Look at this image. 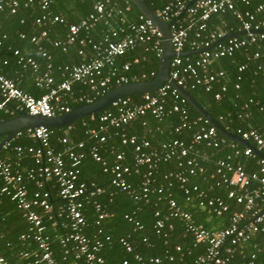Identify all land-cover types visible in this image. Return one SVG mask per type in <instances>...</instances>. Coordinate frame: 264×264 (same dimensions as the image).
Returning a JSON list of instances; mask_svg holds the SVG:
<instances>
[{
    "label": "built area",
    "instance_id": "built-area-1",
    "mask_svg": "<svg viewBox=\"0 0 264 264\" xmlns=\"http://www.w3.org/2000/svg\"><path fill=\"white\" fill-rule=\"evenodd\" d=\"M93 1L92 12L78 23L68 25L66 39L53 42L54 47L61 48L64 52H67L71 45L80 46L78 53L85 59L72 67H65L62 73V81L55 83L52 65H48L47 69L40 73V67L34 59L25 58L16 50L15 55L19 57L20 62H24V68L31 69L34 74L37 73L35 77L36 86L43 89L44 93L40 96L26 93L18 87L13 79L0 73V111L9 114L26 113L48 117L69 113L71 110L64 104L63 97L72 91L76 82L89 85L95 97L107 93L111 89L112 83H115V87L131 83L128 77L118 75L115 61L118 56H123L138 43H150L152 50L160 57L163 49L161 32L142 14L138 22L126 21L124 17L127 12L131 11V5L127 1L122 6L120 0ZM189 1V4H186L183 0H170L165 7L157 12L164 22L171 24V41L174 51L177 53L201 51L196 54L197 57L194 59L190 57L191 55L174 57L170 64V77L178 86L184 89H186L188 82L192 81L190 83L191 88L202 85L206 91H209L212 89L214 82H219L225 77L224 71L210 70L213 63L223 57H232L236 51L264 39V21L258 22L256 13L247 11L244 15L246 18L242 30L238 34L220 41L228 34L210 31L208 23L211 17L225 14L228 11L237 13L239 5H249L254 0ZM33 2L34 0H0V10L7 8L11 13H16L21 4L27 6ZM53 2V0H40L39 2L42 14L36 18V23L43 27V31L40 37H32V42L36 44L48 37V27L57 23H67L62 14H50ZM263 9L264 4H261L257 7V12ZM114 15L119 16L125 23L124 28L121 27L116 30L112 26L110 18ZM239 16L241 17V15ZM101 21H105L108 25L107 34L100 41L93 42L86 34ZM191 33H193V37ZM83 34L85 36H82ZM22 37H25V35H22ZM89 44L93 54L87 56L84 47ZM185 48H189L190 51H186ZM39 51H41L43 57L51 59L43 46L39 45ZM261 57L264 60V53L261 54L259 51L254 53V58ZM138 61V59H135V63ZM3 63L7 64L6 61ZM107 65L111 69L110 74L104 76L103 71ZM130 67L131 63L123 65L125 71H128ZM245 68L246 64H243L238 70L242 72ZM259 69L264 73V66H260ZM152 75L156 76L154 73ZM236 88L238 89L239 85H236ZM224 91H226L225 86L222 87V92ZM262 91L264 94V85ZM220 98L221 94L216 93L215 99ZM168 99L173 101L169 108ZM82 100H86L88 104L95 101V98L92 99V97L85 95L80 98V101ZM186 102L187 100L169 83H165L155 92L141 94L138 103L131 104L124 97L116 100L110 105L116 111H105L98 117L91 115V120L96 123L93 127L84 124L88 128L86 130L88 138L94 142L90 147V154L96 161L102 160L98 148L107 140L106 131L112 128L115 129L114 135L121 139L123 145L133 146L136 167L147 165L150 169H154L157 168L160 162L175 158L180 161L179 165H182L183 159H186V171L190 175L202 172L203 168L200 167L197 160L188 158L193 148L192 145L185 146L182 140L174 139L163 143L161 148L156 150L152 148L150 142H138L136 135L123 132L124 126L147 114L161 121L166 115L178 113L180 124L174 131L180 133L190 125L188 110L185 106ZM261 110L264 111V105L261 106ZM197 122L200 125L193 135L192 144L204 142L207 147L219 148L226 143L228 138L219 135L218 130L204 117H199ZM67 127L68 131L71 130V125ZM26 131L39 142L38 147L28 149L33 154L34 167L16 168L10 160L0 156V178L4 184L2 192L8 194L16 202L29 224L28 231L22 234L20 239L23 241L32 240L37 246L31 253L24 254L25 257L35 259L31 264L40 262L64 264L54 258L51 239L45 224V218L48 220L53 219L55 209L50 202V193L45 191L44 187L46 182L54 179L58 186L57 195L65 200V207H58L57 213L59 216L65 215L67 222H65L64 227L69 229V234L61 239V245L66 247L73 244L72 249L76 252L77 258L85 257L86 264H106L99 255L103 247L102 240H90L84 233L87 228V222L83 214L86 203L91 202L93 204L95 211L99 214V222L108 216L95 198L103 192L102 188L93 182L87 183L80 179L79 167L85 157L83 150L86 148V143L74 142L68 137H62L59 142L63 145V148L56 150L51 142L54 134L52 128L41 126L26 129ZM235 134L251 142L259 151L263 152L264 137L258 131L239 129ZM9 143L4 145L3 148H6ZM244 148L243 154L245 156L257 157L259 171L248 173L242 165H234L225 160L218 162L219 182H217V185H225L229 188L228 198L244 206L242 211L235 212L231 216L228 227L218 231H210L202 225L194 223L191 214L179 207L175 201L171 200L168 203L169 217L184 221L187 231L193 234L195 240L206 245L205 252L191 264H229L231 259L229 253L232 252V248L241 242L248 241L251 235L256 233L263 235L264 247V224L262 225L264 222V159L254 154L252 149ZM15 149L17 153H23L22 147H16ZM123 159V153L116 154V161L111 168V184L117 190L127 191L133 195L135 190L126 180V175L131 168L122 163ZM103 165L106 166L105 161H103ZM177 178L182 183L188 182V176L184 172L178 173ZM26 181H35L37 189L30 192ZM149 182L150 179L145 176L142 191L146 194L150 191ZM191 191L198 193L200 206L212 208L213 213L217 216H221L229 210V206L220 197H210L197 186H193L191 189L186 188L185 193L189 195ZM156 215L158 220L154 227L157 233H160L162 229L166 228V219H163L159 212ZM125 218L129 221L132 220L129 216H125ZM121 242L128 252L132 251V247L124 239ZM177 250H180V248L177 247ZM136 259L140 260L138 256ZM170 260H173V258H170ZM160 262L158 258H151L148 264H159ZM0 264L9 263L0 255ZM72 264H78V262ZM123 264L129 263L124 261Z\"/></svg>",
    "mask_w": 264,
    "mask_h": 264
},
{
    "label": "trees",
    "instance_id": "trees-1",
    "mask_svg": "<svg viewBox=\"0 0 264 264\" xmlns=\"http://www.w3.org/2000/svg\"><path fill=\"white\" fill-rule=\"evenodd\" d=\"M53 1L50 14H62L67 23H57L48 27V37L42 39L39 44L32 42L31 39L34 36L40 37L43 31V27L36 23V18L42 14L40 0H34L27 6L21 4L16 13H11L7 8L0 10V73L13 79L19 88L34 96L42 95L44 90H38L35 81L37 73L34 74L31 69L24 68V62H20L19 57L15 55L16 50L20 52L21 56L34 59L40 67V73L44 72L48 65H52L55 83L62 81V73L65 67H72L85 59L78 53L80 46L71 45L67 52H64L61 48L54 47L53 42L65 40L68 35V25L78 23L92 12L94 1ZM125 1L131 5V11L126 13L125 20L138 22L141 13L130 0H120V5H124ZM144 1L152 10L159 12L170 0ZM183 1L186 4L190 2L189 0ZM261 4H264V0H254L249 5H239L237 13L228 11L225 14L214 15L208 23L209 30L238 34L243 28V22L246 18L244 15L247 11L256 13L258 22L264 21V9L257 12V7ZM196 19L198 18L196 17ZM110 23L116 30L125 27V23L119 16L114 15L110 18ZM107 30L108 25L105 21H101L86 35L93 42H98L107 34ZM191 36L193 37V33ZM39 45L47 50L51 59L42 56ZM185 50L190 51L189 48H185ZM84 51L87 56L93 54L90 44L84 47ZM258 51L261 54L264 53V39L236 51L232 57L216 60L210 70L224 71L225 77L219 82H214L211 90L206 91L202 85L191 88L190 83L192 81H189L186 87L198 102L231 133H237L239 129H254L264 137V111L261 110V106L264 105L262 91L264 73L259 69L260 66H264V60L262 57L254 58V53ZM190 57L194 59L197 55ZM135 59L139 61L135 63ZM4 61L7 64H4ZM126 63H131L128 71L123 69V65ZM243 64H246V68L239 72L238 68ZM158 65L159 57L152 50L150 43H138L123 56H118L115 61L118 75L128 77L131 82L154 79L155 76L152 73L157 74ZM110 70L107 65L103 75H109ZM23 78L24 80H22ZM236 85H239L238 89ZM223 86L226 87L224 92H222ZM110 88H115V83H112ZM216 93L221 94L220 99H215ZM85 95L92 97V99L95 98V100L102 96L95 97L89 85L76 82L72 91L63 97V102L72 111L87 104L86 100L80 101V98ZM140 96L141 94H136L124 98L134 104L140 101ZM171 104L173 101L168 99V108ZM185 106L188 110L190 125L180 133L174 131L180 124L178 113L166 115L161 121L147 114L124 126L123 132L136 135L138 142H150L152 148L156 150H159L163 143L174 139L182 140L185 146L192 145L193 148L188 158L196 159L200 167L203 168L202 172H197L194 175H190L186 171V159H183L182 165H179L180 161L174 158L160 162L154 169H150L147 165L136 167L133 146L123 145L121 139L114 135L115 129L112 128L106 131L107 140L98 148L102 160L96 161L90 154V147L94 142L88 138L86 134L88 128L85 126L93 127L96 125L95 121L91 120V116L83 117L72 123L69 131L68 127L53 129L54 134L51 142L56 150L63 148L59 142L62 137H68L74 142L86 143V148L83 150L85 157L79 167L80 179L87 183L93 182L102 188L103 192L95 198L108 216L99 222V214L95 211L93 204L91 202L86 203L83 214L87 228L84 233L90 240H102L103 247L99 255L106 264H123L124 261L129 264H148L151 258L160 259L159 264H191L203 254L206 245L195 240L193 234L187 231L186 223L177 218L169 217L168 203L171 200L189 212L194 223L202 225L210 231H218L228 227L231 216L244 209L243 205L228 198L229 188L225 185H217L219 182L218 162L221 160L230 161L234 165H242L248 173H252L259 171L257 157L245 156L243 154L244 146L230 139H226V143L219 148L207 147L204 142L192 144L193 135L200 125L197 119L202 116L188 102ZM109 110L116 111L114 107L109 106L101 113ZM101 113L94 116L98 117ZM16 115L17 113L9 114L0 111V120H8ZM207 125L209 126V124ZM219 135L221 134L219 133ZM3 138L4 136L0 137V142ZM38 146V140L24 130L10 141L6 148L0 151V156L10 160L16 168H32L35 166L34 157L28 149ZM16 147H22L23 153H17ZM117 153L124 154L122 163L131 168L126 175V180L135 190L133 195L127 191L117 190L111 184V168L116 161ZM103 161L106 162V166L103 165ZM181 172L188 176V182L182 183L178 180L177 174ZM145 176L150 179V191L147 194L142 191ZM3 185V180L0 178V255L9 264H31L35 259L26 258L24 254L31 253L37 246L32 240L23 241L20 239V236L28 231L29 224L16 202L8 194L2 192ZM26 185L30 192L37 189L35 181H26ZM193 186H197L210 197H220L229 206V210L221 216H217L213 213L212 208L200 206L197 192L191 191L189 195L185 193L186 188L191 189ZM44 190L50 193V202L55 209L52 220L45 218L54 258L64 264H72L73 262L86 264L85 257L77 258L76 252L72 249L73 244L66 247L61 245L60 241L69 234V229L64 227L65 222H67L65 215L59 216L57 213L58 207H65V200L57 195L58 186L55 180L46 182ZM158 212L163 219H166V228L162 229L160 233H157L154 227L158 220L156 215ZM125 216L131 217L132 220L129 221ZM122 239L132 247L131 252L126 250L125 245L121 242ZM177 247L180 250H177ZM229 255H231L229 264H264L263 235L261 233L251 235L248 241L233 247ZM137 256L140 260L136 259ZM38 264L45 263L40 262Z\"/></svg>",
    "mask_w": 264,
    "mask_h": 264
},
{
    "label": "water",
    "instance_id": "water-1",
    "mask_svg": "<svg viewBox=\"0 0 264 264\" xmlns=\"http://www.w3.org/2000/svg\"><path fill=\"white\" fill-rule=\"evenodd\" d=\"M132 4L138 9V11L148 19L162 34L163 49L159 57V65L157 74L154 79L149 81H135L127 84L116 86L109 90L99 99L80 106L69 113L48 117L43 115H29L26 113H20L17 116L0 121V137L4 138L0 142V151L3 146L15 139L22 131L36 127H49L52 129H61L74 123L75 121L86 117L101 113L107 109L116 100L136 94H143L148 92H155L159 87L165 83L171 84L178 92L187 100V102L212 126H214L218 132L224 137L241 144L246 148L253 150L259 158L264 159V153L259 151L251 142L242 139L239 135L227 131L218 120H216L199 102L198 100L186 89L178 86L175 81L170 77V64L176 56L196 55L201 51L194 52H179L177 53L173 49L171 41V24L164 22L157 12L152 10L144 0H130ZM236 34H228L220 41H224L227 37H231ZM241 35V34H240ZM239 36V35H238Z\"/></svg>",
    "mask_w": 264,
    "mask_h": 264
},
{
    "label": "crops",
    "instance_id": "crops-1",
    "mask_svg": "<svg viewBox=\"0 0 264 264\" xmlns=\"http://www.w3.org/2000/svg\"><path fill=\"white\" fill-rule=\"evenodd\" d=\"M31 75V74H30ZM22 77V76H21ZM31 77H33L34 78V76L33 75H31ZM22 80H24V78L22 79ZM38 90L40 91V89L38 88ZM33 95V94H32Z\"/></svg>",
    "mask_w": 264,
    "mask_h": 264
}]
</instances>
